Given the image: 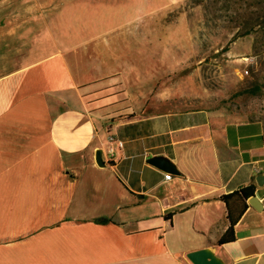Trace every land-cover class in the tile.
Segmentation results:
<instances>
[{"label": "crops", "instance_id": "obj_1", "mask_svg": "<svg viewBox=\"0 0 264 264\" xmlns=\"http://www.w3.org/2000/svg\"><path fill=\"white\" fill-rule=\"evenodd\" d=\"M158 1L145 0L146 15ZM142 3L0 0V264H192L186 253L200 248L264 264V116L182 108L173 88H121L108 35L140 31ZM112 79L119 88L83 93ZM250 184L260 207L231 197L234 239L217 244L229 226L222 196Z\"/></svg>", "mask_w": 264, "mask_h": 264}, {"label": "rangeland", "instance_id": "obj_2", "mask_svg": "<svg viewBox=\"0 0 264 264\" xmlns=\"http://www.w3.org/2000/svg\"><path fill=\"white\" fill-rule=\"evenodd\" d=\"M192 1L159 0L158 10L146 15L145 12L154 7L143 0V19L137 21L142 23L137 28L140 31L127 28L108 35L109 40L118 39L119 43L110 50L111 59L115 53L119 57L118 62L111 64V70L117 68L130 78L119 81L123 86L114 85L118 82L115 79L106 80L86 87L83 93L92 88L115 90L119 86H136L144 94L152 88L166 87L182 94L181 98L185 99L176 101L182 108L205 106L244 120L264 116V33L259 31L230 41L239 18L236 10L247 2L251 11L258 0H230L231 8L227 13L213 9L209 0H204L203 5ZM227 2L229 0H218L216 5L223 6ZM115 4L118 3L112 1L113 7ZM262 6L264 10V2ZM214 14L230 17L216 18ZM231 16L235 19L231 20ZM157 20L159 24L155 26ZM224 47L227 50H222ZM37 50V54H41V50ZM54 50L47 45L43 54ZM66 58H70L69 54ZM131 71L139 75L137 81L130 76ZM253 85H258L257 92L252 90ZM115 97L118 95L98 101ZM110 135L106 131L107 139Z\"/></svg>", "mask_w": 264, "mask_h": 264}, {"label": "trees", "instance_id": "obj_3", "mask_svg": "<svg viewBox=\"0 0 264 264\" xmlns=\"http://www.w3.org/2000/svg\"><path fill=\"white\" fill-rule=\"evenodd\" d=\"M203 1L204 0H194L192 2H196V4H201L203 5ZM212 4H213V9H215L216 11L220 12L221 10L224 12H228L231 8V4H230V0L229 2L225 3L223 6H217L216 3L218 0H209ZM228 1V0H227ZM264 1L262 0H258L255 3L254 9L253 10H249V3H244L241 6H239V10L237 11V18L238 20L235 21V25L233 27L236 28V31L233 33L232 35V40L230 41H234L236 38L238 37H244V36H252V34H255L257 32H262V34L264 33V10H263V6L262 3ZM204 10L206 12V15L208 13L207 8L204 5ZM216 18H220V17H230V15L224 14V15H218V14H214L213 15ZM220 16V17H219ZM235 18H233L231 16V20H234ZM230 20V19H228ZM253 40V39H252ZM222 50H227L226 47H224ZM258 85H253L252 86V90L254 92H257L259 90V87H257ZM252 195H255V186L250 184L248 186H244L241 187L237 192H233L230 193L228 195H223L222 199L226 204L227 207V217L229 220V226L226 229V231L224 232V234L218 239L217 244H223L225 242H229L232 241L234 239V230H233V226L235 224V222L237 221L238 217L232 218L231 217V208H230V204H229V199L233 196H239L240 199L242 200V206L241 208L244 209L246 208V203L245 200H247L249 197H251ZM242 210H237L236 213L241 214ZM102 221H104L105 219H100Z\"/></svg>", "mask_w": 264, "mask_h": 264}, {"label": "water", "instance_id": "obj_4", "mask_svg": "<svg viewBox=\"0 0 264 264\" xmlns=\"http://www.w3.org/2000/svg\"><path fill=\"white\" fill-rule=\"evenodd\" d=\"M95 162L99 166H103L102 150L95 151ZM147 162L162 171L178 174V170L174 163L165 156H152L147 159ZM260 182V180H258ZM248 203L255 208H259L260 204L256 195H252L248 199ZM186 257L192 264H224L218 257L215 256L213 251L209 248H200L186 253Z\"/></svg>", "mask_w": 264, "mask_h": 264}, {"label": "built area", "instance_id": "obj_5", "mask_svg": "<svg viewBox=\"0 0 264 264\" xmlns=\"http://www.w3.org/2000/svg\"><path fill=\"white\" fill-rule=\"evenodd\" d=\"M113 141H116L119 147H122V146H123V141H122V140H120V139H116L113 135H110V136L108 137V142L111 143V142H113ZM108 153H109L110 155H113V153H114V148H113L111 145L108 147ZM164 177H165L166 179H170L171 174H165Z\"/></svg>", "mask_w": 264, "mask_h": 264}]
</instances>
